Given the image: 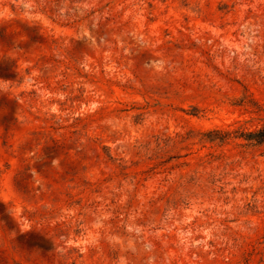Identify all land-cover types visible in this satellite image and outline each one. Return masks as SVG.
I'll list each match as a JSON object with an SVG mask.
<instances>
[{"label": "rangeland", "instance_id": "rangeland-1", "mask_svg": "<svg viewBox=\"0 0 264 264\" xmlns=\"http://www.w3.org/2000/svg\"><path fill=\"white\" fill-rule=\"evenodd\" d=\"M264 0H0V264H264Z\"/></svg>", "mask_w": 264, "mask_h": 264}, {"label": "trees", "instance_id": "trees-1", "mask_svg": "<svg viewBox=\"0 0 264 264\" xmlns=\"http://www.w3.org/2000/svg\"><path fill=\"white\" fill-rule=\"evenodd\" d=\"M245 137L249 141H253L257 144H262L264 142V128L257 131H251L245 134Z\"/></svg>", "mask_w": 264, "mask_h": 264}]
</instances>
